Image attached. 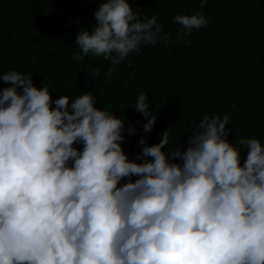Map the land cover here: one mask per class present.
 Instances as JSON below:
<instances>
[{
	"label": "clouds",
	"instance_id": "1",
	"mask_svg": "<svg viewBox=\"0 0 264 264\" xmlns=\"http://www.w3.org/2000/svg\"><path fill=\"white\" fill-rule=\"evenodd\" d=\"M206 4L173 17L184 26L177 39L191 43L187 34L210 22ZM94 17L72 59L102 55L105 78L143 45L172 39L158 14L129 0H101ZM0 78L11 82L0 90V264H264V143H232L229 112L203 111L183 150H165L169 127L157 143L141 136L130 159L122 142L136 128L96 107L93 91L53 100L32 72ZM152 103L146 92L134 103L146 132Z\"/></svg>",
	"mask_w": 264,
	"mask_h": 264
},
{
	"label": "trees",
	"instance_id": "2",
	"mask_svg": "<svg viewBox=\"0 0 264 264\" xmlns=\"http://www.w3.org/2000/svg\"><path fill=\"white\" fill-rule=\"evenodd\" d=\"M129 2L149 16L158 14L172 39L143 45L130 53L131 63L121 62L105 78L111 62L102 55L88 54L83 62L72 59L79 48L77 32L95 23L94 10L101 0H0V73L32 72L37 87L49 85L53 100L60 94L75 98L82 90L93 91L96 107L124 115L125 127L130 123L136 128L125 133L122 142L130 159L142 150L141 136L148 144L157 143L168 127L165 150H183L203 111L230 113L226 127L232 143L240 136H255L264 143V0H207L203 12L210 22L187 34L189 44L176 38L184 26L173 17L200 10V0ZM97 66L101 75L93 78L91 69ZM10 83L0 78V90ZM140 92L148 94L158 111L148 132L143 129L146 118L134 107ZM241 149L243 164L247 149Z\"/></svg>",
	"mask_w": 264,
	"mask_h": 264
}]
</instances>
